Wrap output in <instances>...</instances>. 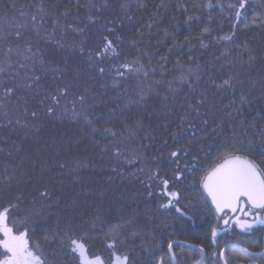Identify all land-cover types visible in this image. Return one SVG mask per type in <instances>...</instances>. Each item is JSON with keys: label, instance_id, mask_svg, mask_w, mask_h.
<instances>
[{"label": "trees", "instance_id": "obj_1", "mask_svg": "<svg viewBox=\"0 0 264 264\" xmlns=\"http://www.w3.org/2000/svg\"><path fill=\"white\" fill-rule=\"evenodd\" d=\"M244 2L0 0V210L46 264H79L70 238L132 264L210 247L202 177L230 152L264 168V0Z\"/></svg>", "mask_w": 264, "mask_h": 264}, {"label": "snow or ice", "instance_id": "obj_2", "mask_svg": "<svg viewBox=\"0 0 264 264\" xmlns=\"http://www.w3.org/2000/svg\"><path fill=\"white\" fill-rule=\"evenodd\" d=\"M240 8H244V0H241ZM241 13L237 12V19ZM107 39V38H105ZM231 39V37H225ZM112 49V42L109 40L105 46V51ZM113 51H115L113 49ZM127 68V65H123ZM104 71L103 68L100 69ZM11 90L9 89V92ZM55 99V98H54ZM83 99V98H81ZM58 102V101H57ZM51 111V109H49ZM35 115V113H34ZM173 156L177 153L173 152ZM179 179V176H177ZM164 188L167 189L168 181H163ZM201 188L206 194L208 200L215 207L216 213H225V210L233 214L240 213L243 216L255 215L256 222L264 223L255 210L264 211V168H261L255 161L244 154L230 152L224 155L220 163L210 168L200 181ZM170 197L168 204L171 206L172 199H177L178 194L175 191L166 192ZM177 211H180L177 208ZM10 208L0 210V264H46L42 258L39 246H30L29 230L27 227L20 230L14 220H10ZM242 229L251 228L252 224L242 221L239 216L235 221ZM228 224V219H224ZM212 236H216V230L213 229ZM72 251L78 253L80 264H105L104 259L97 255L89 257L85 243L80 239L70 238ZM115 243L108 244V248L115 249ZM171 251L172 245L169 244ZM223 259V252L220 253ZM110 264H128L127 255H117L112 253ZM225 264H228L225 260Z\"/></svg>", "mask_w": 264, "mask_h": 264}, {"label": "flooded vegetation", "instance_id": "obj_3", "mask_svg": "<svg viewBox=\"0 0 264 264\" xmlns=\"http://www.w3.org/2000/svg\"><path fill=\"white\" fill-rule=\"evenodd\" d=\"M264 211H261L263 213ZM256 213V212H255ZM257 214V213H256ZM216 217V216H215ZM240 219L252 224L251 228H241L238 224L233 223L232 219L229 223L222 226L216 217V236L211 237L210 247L205 249L197 245H192L181 241H172L171 251L169 247L167 250L160 249L152 252L154 255L150 256L149 264H264V223L256 222L255 215L243 216L240 214ZM215 229V230H216ZM115 243V249L108 248V244ZM106 251L109 256H102L97 253L95 246L92 243H85L88 250L89 257L101 256L105 264H110L112 253L123 256L119 252V244L117 240L106 243ZM188 249L197 250L199 256L195 259V253L192 254ZM223 252V259L220 253ZM78 263L80 258L78 253H75ZM128 256V255H127ZM133 262L128 258V264ZM143 262L141 261V264ZM138 264L140 262L138 261Z\"/></svg>", "mask_w": 264, "mask_h": 264}, {"label": "water", "instance_id": "obj_4", "mask_svg": "<svg viewBox=\"0 0 264 264\" xmlns=\"http://www.w3.org/2000/svg\"><path fill=\"white\" fill-rule=\"evenodd\" d=\"M244 5H245V2H244ZM241 9H242V8H240V10H241ZM251 160H252V159H251ZM220 162H221V161H219L218 163H220ZM216 164H217V163H216ZM216 164H215V165H216ZM213 166H214V165H213ZM201 192H202L203 195L206 196V194L203 192V189H202V188H201ZM206 198H207V197H206ZM207 200H208V199H207ZM208 202H209L210 206H212L213 211H214V215L217 217L218 221L222 224V226L226 225V224L224 223V219H228V221H229L230 219H232V222L235 223L234 221H235L236 217H237V216L240 217V213L233 214V213H231V212H228L227 210H225V213L217 214V213H216V210H215V207L211 204V201L208 200ZM255 212L257 213L256 215H259V217H260L261 220H264V212L261 213V210H255Z\"/></svg>", "mask_w": 264, "mask_h": 264}, {"label": "rangeland", "instance_id": "obj_5", "mask_svg": "<svg viewBox=\"0 0 264 264\" xmlns=\"http://www.w3.org/2000/svg\"><path fill=\"white\" fill-rule=\"evenodd\" d=\"M216 231H218V229H216Z\"/></svg>", "mask_w": 264, "mask_h": 264}]
</instances>
